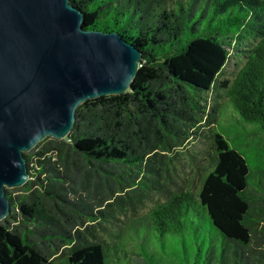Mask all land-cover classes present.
<instances>
[{
	"label": "trees",
	"instance_id": "trees-1",
	"mask_svg": "<svg viewBox=\"0 0 264 264\" xmlns=\"http://www.w3.org/2000/svg\"><path fill=\"white\" fill-rule=\"evenodd\" d=\"M71 2L143 60L126 93L85 102L66 139L25 154L0 264H264V0ZM233 60L235 78L220 79ZM217 109L239 129L225 135L220 116L201 189H172ZM155 195L164 201L128 219Z\"/></svg>",
	"mask_w": 264,
	"mask_h": 264
},
{
	"label": "water",
	"instance_id": "water-1",
	"mask_svg": "<svg viewBox=\"0 0 264 264\" xmlns=\"http://www.w3.org/2000/svg\"><path fill=\"white\" fill-rule=\"evenodd\" d=\"M142 60L118 32L88 29L71 0H0V223L8 190L29 181L25 154L66 139L85 102L131 89Z\"/></svg>",
	"mask_w": 264,
	"mask_h": 264
},
{
	"label": "rangeland",
	"instance_id": "rangeland-1",
	"mask_svg": "<svg viewBox=\"0 0 264 264\" xmlns=\"http://www.w3.org/2000/svg\"><path fill=\"white\" fill-rule=\"evenodd\" d=\"M236 63H238L236 60L231 61V63L228 64L224 76L220 77V79L223 80H232L235 78L236 72L238 70V66L236 67ZM226 98L223 97L222 92V99L220 101L224 104L226 102ZM212 106H216L215 103H212ZM221 113V114H220ZM229 109H217L215 116V121L211 126H205L199 131V135L195 136V143L189 144V152L186 154V156L182 159V162L179 164V177H176L175 184L171 186L172 189L176 191H180L181 189L184 190H193L196 191L198 188L201 189L202 186V180L206 178V176L209 174L210 170L212 169L213 159L215 157L214 153V142L212 138V131L217 127V121H219L221 116V123L225 124L228 123L225 126V130H222L225 135H229L231 132L239 129L238 124L236 123V120L233 119L230 116ZM228 132V134L226 133ZM196 157V158H195ZM18 188H11L9 191L12 193H17ZM199 189V191H200ZM156 201L163 202L164 199L161 197V195H155L153 200H150L148 202H145V204L141 207H139L135 213H132L131 211L128 213V219L134 220L138 219L139 217L143 216L145 213H148L153 206L156 205ZM122 219L119 220V224L122 225ZM127 220V221H129ZM109 232V231H108ZM107 231L105 233H102L101 231L96 233L97 237L101 241L102 244L107 246H113L114 238H110L108 236ZM91 242H95L94 239L90 240ZM64 253H68L67 249L65 248L63 250Z\"/></svg>",
	"mask_w": 264,
	"mask_h": 264
}]
</instances>
